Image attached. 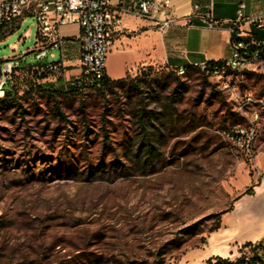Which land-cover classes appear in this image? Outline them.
<instances>
[{"label": "rangeland", "instance_id": "obj_1", "mask_svg": "<svg viewBox=\"0 0 264 264\" xmlns=\"http://www.w3.org/2000/svg\"><path fill=\"white\" fill-rule=\"evenodd\" d=\"M19 20L0 29V63L19 59L12 85L22 98L0 119V264H190L186 255L208 253L222 216L264 181V65L242 75L225 68L227 87L201 67L184 72L174 107L172 70L142 67L127 76L149 74L156 87L84 88L58 99V118L38 87L65 92L83 72L41 80L35 19ZM140 96L148 110L178 117L155 123L161 153L146 163L134 155ZM242 257L264 264V247L221 258Z\"/></svg>", "mask_w": 264, "mask_h": 264}, {"label": "crops", "instance_id": "obj_2", "mask_svg": "<svg viewBox=\"0 0 264 264\" xmlns=\"http://www.w3.org/2000/svg\"><path fill=\"white\" fill-rule=\"evenodd\" d=\"M156 2L153 18L145 19L126 13L132 0H112L115 8L121 12L123 30L106 57L104 74L110 80L122 79L142 67L162 66L175 70L227 60L230 57L229 29L237 18L239 6H244L242 12L245 19L264 13V0ZM195 6H200V10H194ZM25 17L19 20L17 27ZM166 20L171 21V25L166 30H161V22ZM209 20L216 22V25L207 26ZM251 30L257 32L253 25L241 22L240 31L248 34ZM58 34L60 45L54 50L52 61L62 65V81L65 82L67 77L80 73L79 27L62 26ZM261 166L264 170V163ZM262 238L264 181L260 182L258 192L242 195L234 208L222 216L220 227L209 237L210 251L188 254L184 263L204 264L211 256L227 257L236 247Z\"/></svg>", "mask_w": 264, "mask_h": 264}, {"label": "built area", "instance_id": "obj_3", "mask_svg": "<svg viewBox=\"0 0 264 264\" xmlns=\"http://www.w3.org/2000/svg\"><path fill=\"white\" fill-rule=\"evenodd\" d=\"M156 4V0H132L130 9L126 13L151 19ZM166 4L165 1L164 6ZM200 8L195 6L194 10L198 11ZM243 8V5L239 6L237 18L229 29L230 57L221 61L228 63V68L239 69L240 75L245 73V69H258V72H261L259 63H264V50H259L264 46V41L253 40L249 34L240 31L242 21L255 25L257 30L264 31V13L245 19ZM27 15L34 17L37 26V48L33 51L34 59L37 63H46L47 68L56 76L63 74L62 65L47 61V58L52 59L54 50L59 48L60 27L67 25L79 27V66L83 73L91 74L96 80L103 75L106 57L123 30L121 12L115 8L112 0H0V29L11 26ZM170 25L171 21H162L160 29L166 30ZM215 25L216 22L212 20L207 22L209 27ZM19 66V59L16 58L0 63V95H3L4 90L11 86L12 73ZM201 68L205 69L211 78L222 81L223 87H227L220 73H211V65L204 64ZM176 73L179 75V68L176 69ZM252 102L254 99L250 95L246 96L243 107L252 106ZM249 115L246 118L250 125V131L247 134L250 138L258 114L251 111Z\"/></svg>", "mask_w": 264, "mask_h": 264}, {"label": "trees", "instance_id": "obj_4", "mask_svg": "<svg viewBox=\"0 0 264 264\" xmlns=\"http://www.w3.org/2000/svg\"><path fill=\"white\" fill-rule=\"evenodd\" d=\"M255 28V25H253ZM255 31L251 30L248 34L249 36L256 41H264V31L257 30L255 28ZM12 33V32H11ZM264 50V46L260 47L259 50ZM54 64H60L58 62H53ZM222 64L223 62H208L207 65L212 64ZM37 66L42 67V71L45 73V75L41 74L38 77L42 80L45 79L46 74L52 75L54 77H57L58 79L62 78L63 74L60 76H56L51 70H49L46 66V63H36ZM19 68V67H18ZM16 68L11 77V86L6 88L4 90L3 96L0 97V119L1 117L6 115V112L9 109L14 108H22V105L20 104V100L22 99L21 96H18L17 92L14 90L12 85V78L13 74L18 69ZM195 67L188 66L185 67V72L191 71ZM151 68H149V71ZM172 70V69H171ZM173 74L171 76V79H169V85L172 86V91L170 95V102L171 106L174 107L175 104H178L182 100V83H181V76H179L176 73V69L172 70ZM231 72V71H230ZM63 73V72H62ZM149 75V74H148ZM147 74H142L139 77L131 78L130 76H125L122 79L118 80H110L103 75L100 77V79L96 80L94 76L91 74H85L82 73V76L79 78H76L73 83H71L68 86L67 91L61 92L60 90L53 89V88H40L38 87V90L40 92V95L42 97H45L48 102H51L53 105V111L55 116L58 118H62L63 115L60 110V104H59V98L60 97H69V96H77L80 91L84 90V88H91L100 94L107 93L109 91L113 90H120L125 91L127 93H133L137 92L138 94H142L144 88H153L157 86V83L155 80L150 79ZM170 78V77H169ZM168 80V78L166 79ZM165 80V81H166ZM167 83V82H166ZM138 108L135 113V117L137 119V127L139 130V137L140 142L136 146V151L134 153L135 157L143 156L145 162L152 160L153 158L159 157L161 150H160V142L155 141L157 139L156 132L159 134V129L155 128V123H160L161 128H165V122L164 119L168 118L170 122L178 119L176 110L171 109L169 112H164L163 114H158L156 112H153L151 110L147 109V105L144 104V98L140 96L139 103L137 104ZM161 116V117H159ZM152 128V130H150ZM253 194L252 189L246 190L242 195H251ZM241 195V196H242ZM231 210V209H230ZM228 210V211H230ZM245 247L253 248L254 250H259L260 248L264 247V238H262L257 244H251L246 243ZM204 264H248L245 261V257H242L240 259H237L235 261H230L227 258H221L218 256H212L209 257Z\"/></svg>", "mask_w": 264, "mask_h": 264}, {"label": "bare ground", "instance_id": "obj_5", "mask_svg": "<svg viewBox=\"0 0 264 264\" xmlns=\"http://www.w3.org/2000/svg\"><path fill=\"white\" fill-rule=\"evenodd\" d=\"M225 68H228V63L223 62L222 64H213L211 65V73H223ZM230 69V68H229ZM252 70V69H251ZM185 69L179 68V75L184 74Z\"/></svg>", "mask_w": 264, "mask_h": 264}]
</instances>
